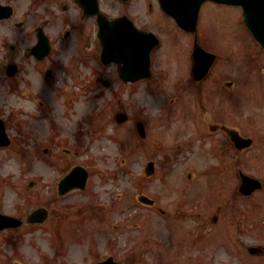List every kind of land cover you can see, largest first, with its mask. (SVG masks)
<instances>
[{"label":"rangeland","instance_id":"obj_1","mask_svg":"<svg viewBox=\"0 0 264 264\" xmlns=\"http://www.w3.org/2000/svg\"><path fill=\"white\" fill-rule=\"evenodd\" d=\"M135 2L136 5H140V0H135ZM204 7L206 12L204 13L203 10L199 23L204 27L213 26L210 28L215 29L214 40L210 42L214 52L220 54L218 64L212 69L213 74L208 81L211 86V82L218 77L220 80L230 79L238 83L233 90L231 88L229 91L219 90L217 85H213V87L216 86V90L201 93L202 99L206 100L204 103H207L214 96L210 101L216 102L219 109H224V106L228 107V120L226 121L230 126L259 139V142L253 143V146L245 152V158L242 160L246 161V170L252 171L254 176L261 179L263 188L246 199L236 192L237 177L234 165L238 160L235 158L238 153L219 132L208 131L206 124L205 128L202 124L198 127L204 137H198L197 134L198 138L188 152H184V155L183 151L180 153L182 141L176 133L174 119L168 120L167 113H174L175 109L182 106V101L186 100L187 105L192 104V98L187 94L194 90L191 85L189 91H185L178 101L173 102L172 107L168 99L169 95L162 94L159 89L149 91L146 87L148 83H139L128 88H122L116 84L110 90L101 92L100 88L98 90L94 84L84 79L89 76L94 62L89 63V67L79 63L78 72L71 74L66 71L65 65L69 58H75V54L70 55L69 52H65L57 56L61 61V67L56 77V95L63 92L73 95L74 108L69 118L60 115V109L54 110L55 118L58 119L57 125L60 123L63 125L65 139L59 137L55 142L53 135L46 132L51 123L47 121L49 117L46 121L36 123L34 129V125L31 124L33 120L30 118H36L38 112L32 110L29 103L26 106L22 102L16 106L20 109L18 118L23 122V127L20 130L17 129V135L13 139L14 144L7 149L0 150L2 212L25 218L32 209L44 206L50 210L51 215L44 226L36 228L24 226L18 230L0 232V264H12L14 260L23 264H42L43 262L49 263L52 257H54L53 261L55 259L59 264H63V255L58 253L68 247L72 250L66 260L75 262V264L82 261L83 259L79 260L81 249H85V246L81 244L82 239L77 242L65 241V243L62 239L58 242V239H52L48 230L55 228L53 224L59 214H65L67 208L70 210L86 200L89 191H92L95 196L86 207L87 222H94L93 230L99 231L97 240L102 242L96 249L91 247L92 256L84 259L85 264L98 258L94 253L99 254V258H105L108 254L112 255L121 264H154L162 261L171 263L169 256L167 259L160 260L159 250L164 241H170L165 240L168 236L171 235L175 239L179 232L178 221L174 218L177 213L167 208H175L182 189L186 194L193 193L202 197L199 199V204L202 205L204 195L200 192L207 181L213 185L215 190L218 188L221 190L223 195L221 197L228 196L233 201L238 200L237 205L232 207V214L238 217L241 211L246 212V223H243L246 224V229L243 230L242 236L236 234L240 236L236 242L233 241L236 231L235 222L229 223V234L232 237L227 245L230 249L234 243L238 242L239 247L247 244L256 245V243L264 245V223H257L260 218H264V91L255 85L260 77L262 81L260 84L264 89V54L255 49L256 46L242 21L238 8L214 4H206ZM113 11L116 12V8ZM167 21L156 12L147 20L151 23L149 27L154 26L158 29L164 41V45L152 54L154 58L152 68L155 76L167 70L168 65H175L162 55L164 53L166 56L169 48L165 42L170 45L173 43L175 48H180V50L186 48L185 51L188 46L183 42L180 31ZM187 61V57L184 56L183 62L187 63ZM173 68L175 70V66ZM99 71L114 81L112 70L99 68ZM246 76L248 80H254V83L253 85L249 83L248 88L242 89L245 93L240 104L244 107H240L236 104L238 100L236 90L241 86L240 78ZM162 79L166 80V78ZM153 82L156 84L158 80L153 79ZM168 90H172L169 94L173 96H178L181 92L173 88L172 84L168 85ZM56 105L66 108L65 102H58ZM170 107L171 109L167 110ZM121 109H126L130 120L118 125L113 121V117ZM93 111L99 114L94 126L97 130H92L87 137L81 134L80 129L81 127L84 130L91 129L83 123L82 118ZM211 111L212 118L209 117L212 120H220V116L213 108ZM191 114H193V109H191ZM43 115L44 111H41L40 116ZM260 116H263L261 122ZM135 119H142L146 122L147 138L145 141L137 138L133 131V124L130 122ZM171 120H173V125L167 129ZM256 120H258L257 123H255ZM60 132H62L61 128ZM165 135L160 147L158 141ZM58 143L61 145H57ZM66 146L75 156H72V153H63L62 149ZM43 148H49L52 154L43 153ZM192 150L195 151L193 154ZM210 150H212V157ZM222 152H226L224 158L226 169L221 168ZM149 160L156 163V171L152 178L147 179L143 174V169ZM68 163L85 166L90 174L89 188H94L89 189L87 193L80 194L77 201L74 197L62 200L55 192L61 166L65 168ZM211 164L216 169L214 173L210 171ZM187 172H191L193 176L191 181L186 179ZM32 182L34 185L29 188ZM179 186L182 188L180 191L177 189ZM140 193L153 198L155 207L149 209L138 205L136 198ZM118 195L122 196L121 201L115 198ZM100 204L103 206V211L99 213L103 218H98L99 213L96 211ZM158 209L168 210L170 216L162 215ZM192 217H195L194 214ZM204 221L206 222V219L202 217L190 218L189 224L198 227ZM89 223L86 225L89 226ZM237 225L240 223L237 222ZM75 231L76 233L72 234L74 232L72 230L71 238L78 237L79 230ZM208 237V234H205L197 244L199 263L204 264L210 261L206 260L207 256L203 253H213L212 246L215 245V241L213 244L209 243ZM217 244L220 247L225 244V241L217 240ZM208 245L209 248H206ZM167 246H177V239ZM177 252L172 251L175 261L176 257H179ZM231 256L233 264L259 263L258 259L247 254ZM183 261L185 259L179 262ZM262 264H264V258Z\"/></svg>","mask_w":264,"mask_h":264},{"label":"water","instance_id":"obj_2","mask_svg":"<svg viewBox=\"0 0 264 264\" xmlns=\"http://www.w3.org/2000/svg\"><path fill=\"white\" fill-rule=\"evenodd\" d=\"M203 1L205 0H196L195 3L191 5L189 9L190 11L189 14H192L195 10H197L199 5ZM213 1L226 2V3L244 6L245 8L244 19L252 29L256 39L260 42V44L264 48V0H213ZM179 23L182 24V22ZM129 65L131 66V68L122 70L123 72L121 73V77L123 78V80L135 81L140 79L143 76L138 73V68L139 66H141V62L137 59H132L129 62ZM72 185L74 186L75 184L72 183ZM18 224L19 222L16 220H12L10 218L0 216V230L5 227H15Z\"/></svg>","mask_w":264,"mask_h":264},{"label":"flooded vegetation","instance_id":"obj_3","mask_svg":"<svg viewBox=\"0 0 264 264\" xmlns=\"http://www.w3.org/2000/svg\"><path fill=\"white\" fill-rule=\"evenodd\" d=\"M64 4H67L70 0H63ZM35 0H32V3H34ZM1 5H9L13 9V17L9 20H1L0 21V41H3L2 39H5L6 41L1 43V45H4L5 43H9V41L14 35L17 33H23L25 28L29 27L31 20L27 18V16L24 15L26 8V5L24 4L23 0H0ZM60 9L63 11L67 10V7H64L63 4L60 5ZM24 15V16H23ZM22 19V20H20ZM20 20L19 22H16ZM20 23V28H19ZM31 25H35L32 23ZM73 30L76 34L84 35L87 32L86 25H80L77 26L76 24L73 26ZM54 40V35H51V42Z\"/></svg>","mask_w":264,"mask_h":264}]
</instances>
